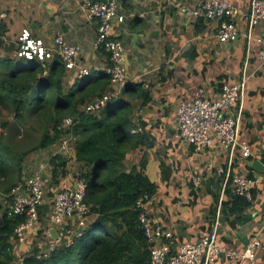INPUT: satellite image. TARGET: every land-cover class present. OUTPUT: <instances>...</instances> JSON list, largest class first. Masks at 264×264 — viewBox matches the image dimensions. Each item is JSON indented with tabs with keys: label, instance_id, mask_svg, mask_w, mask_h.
I'll return each instance as SVG.
<instances>
[{
	"label": "crops",
	"instance_id": "1",
	"mask_svg": "<svg viewBox=\"0 0 264 264\" xmlns=\"http://www.w3.org/2000/svg\"><path fill=\"white\" fill-rule=\"evenodd\" d=\"M200 1L118 0V14L126 19L113 24V33L125 47L127 87L139 85L138 91L125 89L119 100L132 104L136 131L148 142L129 154L127 170L143 169L155 186L148 212L159 226L172 233V254L180 244L200 239L217 220L220 243L234 250H243L264 224V48L257 42L264 33V23L250 27L245 13L252 0H222L240 8L235 21L241 35L234 43H220L219 22L203 19L200 25L202 19L191 13ZM185 8L191 12H183ZM0 13L7 15L0 25L2 55L17 58L24 28L43 39L50 49L55 48V37L62 35L68 43L80 47L77 67L65 73L66 89L77 93L103 79L102 73L110 64L109 54L95 48L98 23L86 16L80 0H0ZM81 67L90 75L80 77ZM244 76V101L227 115L241 116L239 141L250 144V156L244 157L239 146L232 156L216 146L199 152L186 144L177 130L179 104L192 100L201 88L214 99L224 84H236ZM57 154L58 141L29 153L23 162L22 178L16 185L43 168L47 193L40 208V224L30 229L26 242L15 247L17 264H27L56 239L57 229L48 219L54 198L60 189L73 188L82 170L74 148L70 158L60 156L66 162V175L58 177L57 182L52 165ZM222 168L229 172L220 173ZM236 175L253 181L252 200L241 213L232 214V179ZM1 194L4 199L5 193ZM66 224L75 229L74 222ZM47 230L51 232L49 238ZM261 235L262 245L251 264H264V230ZM68 239L66 242L72 243L73 236ZM211 264L236 262L222 257Z\"/></svg>",
	"mask_w": 264,
	"mask_h": 264
},
{
	"label": "built area",
	"instance_id": "2",
	"mask_svg": "<svg viewBox=\"0 0 264 264\" xmlns=\"http://www.w3.org/2000/svg\"><path fill=\"white\" fill-rule=\"evenodd\" d=\"M81 8L90 20L98 23V34L95 48L104 49L109 54L110 64L104 69L109 76V86L102 96L87 101L81 111L87 114L101 113L111 101L119 100L128 85L127 61L125 47L113 33L114 22L123 23L125 16L118 14V0H80ZM191 12L183 9V12ZM196 17L204 20L218 21L217 39L220 43H234L240 39L241 31L235 18L241 13L240 8L232 3L224 4L222 0H201L194 12ZM250 27L264 23V3L261 0H252L249 10L245 13ZM7 18L0 13V25ZM258 44L264 48V33L257 37ZM55 48L50 49L43 39L35 37L29 28H24L19 36L17 58L27 61L51 62L58 55L62 58L66 71L77 67L80 56V47L68 43L62 35L54 39ZM261 57H264L262 54ZM80 77L90 75L86 68L79 69ZM236 84H224L220 93L214 99L206 96L204 89H199L192 100L183 101L177 108V130L180 138L196 151H204L213 147L227 150L233 156L240 147L242 155L251 154L250 144L239 141V123L241 116L234 118L228 114L239 103L242 104L245 96L246 76ZM149 88V85L146 86ZM75 118L66 117L58 125L52 127V132L59 130L61 136L58 140V154L70 158L77 137L74 133ZM1 127V126H0ZM45 169L41 168L28 178H23L5 196L3 204L9 208L11 215H21L25 221L19 225L12 238L13 246L8 249L14 256L15 244L27 240L30 229L40 224V208L45 204L47 193V180ZM220 173H227L229 169H220ZM253 181L245 175H236L232 179V195L252 200ZM152 196L145 194L136 203L139 211V221L144 231L150 250V260L146 264H211L225 257L232 259L236 264H251L256 260L257 250L262 245V231L252 239L243 250L229 249L219 240V220L209 230L203 233L200 239L180 244L174 254L171 253V240L173 235L163 229L150 216L148 205ZM91 207L86 202V182L78 178L73 188L60 189L54 198L49 213V222L58 232L56 239L38 256V260L48 258L64 241L74 234H80L86 227ZM74 222L75 229L67 227L66 222ZM46 236L51 237L50 230ZM11 264H17L15 260Z\"/></svg>",
	"mask_w": 264,
	"mask_h": 264
},
{
	"label": "trees",
	"instance_id": "3",
	"mask_svg": "<svg viewBox=\"0 0 264 264\" xmlns=\"http://www.w3.org/2000/svg\"><path fill=\"white\" fill-rule=\"evenodd\" d=\"M204 20H200L201 25ZM66 68L60 56L50 66L46 62L11 58L0 52V105L10 108L17 120L28 116L47 117L51 125L31 149L18 153L0 137V186L9 195L22 178L23 162L29 153L56 143L61 132L52 127L65 119L75 118L76 160L82 164L79 178L86 182V202L90 205L89 221L72 243L62 242L48 257H33L27 264H146L150 250L139 221L137 201L153 195L155 186L143 169L127 170L126 160L132 151L148 144L147 137L136 131L131 103L118 100L99 114H87L81 107L95 95L102 96L109 76L93 81L75 93L65 87ZM139 85L126 90L138 91ZM125 90V91H126ZM5 128L8 123H2ZM59 155L52 159L53 176L66 175V162ZM144 166V161H143ZM117 185L120 194H115ZM249 202L234 196L230 213H241ZM21 215H11L0 201V264H11L14 255L8 251Z\"/></svg>",
	"mask_w": 264,
	"mask_h": 264
},
{
	"label": "rangeland",
	"instance_id": "4",
	"mask_svg": "<svg viewBox=\"0 0 264 264\" xmlns=\"http://www.w3.org/2000/svg\"><path fill=\"white\" fill-rule=\"evenodd\" d=\"M69 117L65 116L64 118ZM73 117V116H72ZM2 123H8L9 127L5 128ZM0 137L18 153L25 152L34 147L42 138L46 129H50L51 125L47 122V117L28 116L25 121L17 120L13 111L0 105ZM17 183V182H16ZM4 186H0V200L3 199ZM21 245L17 242L15 246Z\"/></svg>",
	"mask_w": 264,
	"mask_h": 264
},
{
	"label": "water",
	"instance_id": "5",
	"mask_svg": "<svg viewBox=\"0 0 264 264\" xmlns=\"http://www.w3.org/2000/svg\"><path fill=\"white\" fill-rule=\"evenodd\" d=\"M115 194L118 196L120 194V186L117 185V189H116V192ZM57 236H58V233H57ZM57 236L55 238H57Z\"/></svg>",
	"mask_w": 264,
	"mask_h": 264
}]
</instances>
